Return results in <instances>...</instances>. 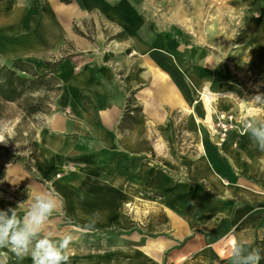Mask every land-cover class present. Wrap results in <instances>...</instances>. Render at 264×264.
Returning <instances> with one entry per match:
<instances>
[{
  "label": "crops",
  "instance_id": "0c3cea01",
  "mask_svg": "<svg viewBox=\"0 0 264 264\" xmlns=\"http://www.w3.org/2000/svg\"><path fill=\"white\" fill-rule=\"evenodd\" d=\"M165 1L163 15L157 0L46 2L38 21L0 1L16 17L0 58L58 82L30 156L6 166L0 210L52 193L45 232L74 235L70 264H231L234 240L264 238V152L211 132L227 112L264 119L243 93H264V0ZM90 220L95 250L77 232ZM5 249L0 264L17 263Z\"/></svg>",
  "mask_w": 264,
  "mask_h": 264
},
{
  "label": "clouds",
  "instance_id": "9594fccd",
  "mask_svg": "<svg viewBox=\"0 0 264 264\" xmlns=\"http://www.w3.org/2000/svg\"><path fill=\"white\" fill-rule=\"evenodd\" d=\"M258 107H264V93H258L251 100ZM243 134L264 152V119L255 115L246 118L242 124ZM0 143H6L0 136ZM28 208L21 216L16 208L0 210V249H9L19 260L30 256L32 264H70V246L75 237L66 234L54 237L45 232V226L58 209V201L50 192H28ZM90 220L82 228L88 232L94 227ZM259 249H251L244 240H234L230 249L231 264H260Z\"/></svg>",
  "mask_w": 264,
  "mask_h": 264
},
{
  "label": "rangeland",
  "instance_id": "374dc122",
  "mask_svg": "<svg viewBox=\"0 0 264 264\" xmlns=\"http://www.w3.org/2000/svg\"><path fill=\"white\" fill-rule=\"evenodd\" d=\"M19 1L27 7L23 15L26 18L34 17L37 21L42 20V9H44V7L46 6V2H58L56 0ZM149 1L150 0H142V2L146 4ZM165 2V0H157V11L161 15H163L164 11L171 10V6H166ZM73 8L74 11L75 7ZM15 18L16 17L12 15L9 17H1L0 25L3 23H7ZM51 19L52 18L50 16V20ZM12 62H14V64H17V62H22L26 67L21 66L16 69L12 68V70H15L17 74L25 78H31L29 74L20 72V70H26L27 72H29V70H31L30 66L32 63L22 58L15 59ZM12 62H7L0 58V68L2 66H8V68H10V66L12 67ZM244 82L245 84H247V86H249L255 84L256 81H243V83ZM57 83L58 82L51 77L37 80L35 81V85L33 86V88L35 86L36 88H34L33 90L32 88L29 90H25L22 97L15 102H3L0 100V136H2L4 138V141L6 142L0 143V198L2 199L6 198L9 195L8 184L5 182L6 166L11 164V161L16 157H19V159H26L30 156V153L32 151V143L37 127L40 126L43 116L48 114L52 109V102L57 93ZM243 93L245 94V96H255L260 92L254 91L250 87L249 90H245V92L243 91ZM239 116L242 117L241 115ZM16 192L18 195L21 194L20 189H18ZM81 230L82 229L77 230V232L83 235L82 238L80 237L82 239L81 245L83 247L87 246L88 249L92 248L93 250H95L100 246V236L102 232L92 231L93 233H91V230L88 232H82ZM5 250L10 255H13L15 258H17L9 249ZM94 257L98 258L99 256ZM7 261L8 264H30L31 257H25L23 260H19L17 263H14L11 258H7Z\"/></svg>",
  "mask_w": 264,
  "mask_h": 264
},
{
  "label": "trees",
  "instance_id": "16d2710c",
  "mask_svg": "<svg viewBox=\"0 0 264 264\" xmlns=\"http://www.w3.org/2000/svg\"><path fill=\"white\" fill-rule=\"evenodd\" d=\"M56 1L65 5L71 3V0ZM11 65L12 67L10 66V68H8V66H2L0 68V100L3 102H15L16 100L22 97L25 90H29L31 88L33 90L34 88H36V86L33 88V86L35 85V81L51 77L47 74L37 75L32 70H29L30 73L26 70H20V72L27 73L31 76V78L28 79L17 74L15 70H12V68L16 69L21 66H25L22 62H17V64H14V62H12ZM51 78L54 79L53 77ZM19 160V157H16L11 161V163H14ZM254 247L255 249H259L261 251L262 257H264V238L262 240L256 241L254 243ZM260 264H264V258L261 259Z\"/></svg>",
  "mask_w": 264,
  "mask_h": 264
},
{
  "label": "built area",
  "instance_id": "2783aa9c",
  "mask_svg": "<svg viewBox=\"0 0 264 264\" xmlns=\"http://www.w3.org/2000/svg\"><path fill=\"white\" fill-rule=\"evenodd\" d=\"M244 120L245 118L233 112L221 114L219 119L212 125L211 132L219 142H224L231 132H237L238 135L243 136L242 124Z\"/></svg>",
  "mask_w": 264,
  "mask_h": 264
},
{
  "label": "bare ground",
  "instance_id": "6f19581e",
  "mask_svg": "<svg viewBox=\"0 0 264 264\" xmlns=\"http://www.w3.org/2000/svg\"><path fill=\"white\" fill-rule=\"evenodd\" d=\"M51 8V7H50ZM201 99H202V102L204 104V107L208 108V105L210 104V98L209 96H207L206 94L205 95H202L201 96ZM207 112V111H206ZM210 114V113H209ZM208 115V114H207ZM206 115V116H207ZM207 118V117H206ZM208 119V118H207Z\"/></svg>",
  "mask_w": 264,
  "mask_h": 264
}]
</instances>
